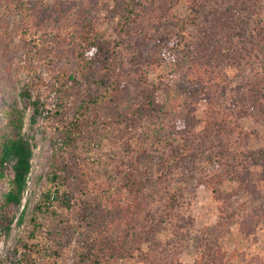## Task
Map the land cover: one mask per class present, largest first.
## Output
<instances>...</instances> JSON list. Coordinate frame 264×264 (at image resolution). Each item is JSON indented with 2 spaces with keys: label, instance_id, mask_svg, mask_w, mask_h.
I'll return each instance as SVG.
<instances>
[{
  "label": "trees",
  "instance_id": "trees-1",
  "mask_svg": "<svg viewBox=\"0 0 264 264\" xmlns=\"http://www.w3.org/2000/svg\"><path fill=\"white\" fill-rule=\"evenodd\" d=\"M180 1L0 0L3 8L19 16L11 32L19 38L17 49L24 56L19 68L33 73L38 83V65L52 67L57 74L47 87L56 100L53 108L41 95L32 99L30 86L21 90L32 107L30 125L41 117L52 129L50 154L46 181L30 211L19 215L20 234L14 247L0 256V264H111L141 253L143 244L154 239L156 250V236L166 225L173 229L176 243L170 247L175 253L188 229L183 222L175 224L179 190L171 187L169 174L178 164H189L190 158L200 167V183L217 202L222 225L233 222L235 214L224 202L229 195L218 189L225 180L252 189L244 183L243 172L250 164L264 168V147L249 149L250 135L238 123L247 116L264 124V70L253 69L230 88L211 74L226 59L223 48L237 66L264 62V0H185V17H176L172 9ZM0 22V62L5 70L0 72L1 95L12 91L13 79ZM190 26L195 35L188 31ZM174 52L181 57L175 58ZM64 59L73 61L72 73L66 63L60 66ZM141 71L153 72L156 81L146 76L134 81L132 76ZM165 72L179 78L168 88L169 97L159 93L168 81ZM195 73L199 81L186 79ZM214 80L218 83H210ZM218 91L225 95V107H216ZM178 93L189 101V110L172 121V131L165 136L167 124L161 115L173 113L169 99ZM202 103L207 109L197 118L194 112ZM2 116L0 242L11 234L14 220L8 210L22 204L33 158L32 137L23 130L25 113L14 96ZM192 120L203 125L204 137L194 134ZM151 134L157 142L167 138L180 153H160L155 196L145 199L134 174L139 159L132 155L131 142ZM137 155L144 156V148ZM262 217L253 216L251 223L258 224ZM244 223L239 220L241 229ZM197 256L198 264H224L223 254L212 245H205ZM141 259L152 262L154 255Z\"/></svg>",
  "mask_w": 264,
  "mask_h": 264
},
{
  "label": "rangeland",
  "instance_id": "rangeland-1",
  "mask_svg": "<svg viewBox=\"0 0 264 264\" xmlns=\"http://www.w3.org/2000/svg\"><path fill=\"white\" fill-rule=\"evenodd\" d=\"M180 2V4L175 5L174 9H172V13H174L176 17H185L188 6L185 0H181ZM3 5L4 3L0 2V21L4 23V31H6V34L3 35L2 43L4 45L3 49L7 51L11 57V63L9 64L12 71L10 77L13 79V89L10 92H3L0 95V122L4 121L2 113L9 107L12 96H14L25 113L26 119L23 130L28 137H32L33 158L31 160L32 168L28 175V185L23 196L22 204L19 208L10 207L8 210L14 222L9 238L7 240L1 239L0 256L4 255L8 248L14 247L15 245L22 228V226L18 228L17 219L22 212L26 215L37 200L42 185L46 181L47 161L50 154V133L52 129L41 117L37 120L36 124L33 126L30 125L29 118L32 114V107L30 105V100L21 97V90L24 85L30 86L32 99L41 95V98L45 99L46 106L48 108H53L55 107L56 100L52 97V94L49 96L47 87L50 83H55V78H57L55 71H51L53 69L52 67L38 65L36 73L37 76L41 77L39 84L38 80L33 76V73H28L27 70L19 68V66L22 67L24 65V56L20 54L21 50L17 49L20 43L19 38L11 33L18 23L19 16L9 13L6 8H3ZM0 27H3L1 22ZM106 29H109L108 31L106 30V34H108L110 28L107 27ZM154 29H156L155 25L152 28L153 34L155 32ZM188 31L194 33V35L196 34V30L192 26L188 27ZM152 40L153 39L149 40V44L153 43ZM14 48H16V52H13ZM230 54L226 48L222 49V56L226 59L221 60L218 66L212 70L213 74H211L212 76L214 75V77L217 76L216 80L218 79L224 87H234L236 82L243 81V78L247 75H252L254 73L253 69L257 71L264 70V62H262V60L259 63L251 62L248 66L245 64H238L237 66L229 59ZM173 55L175 58L181 57L179 52H174ZM65 63L70 69V73H72L73 61L64 59L60 63V66H64ZM33 64L36 65V62H33ZM0 72H3V74L5 72V70L3 71L1 68V62ZM165 73V78L168 79V81L160 85L159 93L162 97H169L168 94L171 90L168 88L171 89L174 87L179 82V78L177 75L169 77L167 72ZM144 76L152 81H156L157 79L156 74L151 71H146L145 73L141 71L140 74H134L132 77L135 81ZM196 77H198V74L195 73L186 79L197 81L198 78L196 79ZM31 78H35L34 81L36 82L29 85L30 82L28 81ZM210 83L218 82L214 80ZM41 84L43 86H41ZM133 86L134 84H132L131 89H133ZM221 92H216L217 97L221 98L218 100L219 102L216 103L217 108H220L222 105L223 107L227 105L224 97L225 95ZM125 100L126 98L121 99L123 105L125 104ZM169 103L173 105V113L171 111V114L161 115V118L165 119V123L167 124L164 128L166 132L165 136L172 131L169 126H172V121L187 116L186 112L189 110L187 106L189 101L186 100V97L182 93H178L173 99H169ZM206 109L207 105L202 103L196 108L194 115L200 118L202 117V112ZM188 115L190 116V114ZM191 122V124H193L192 131L195 132L194 134L204 137L202 132L203 125H194L193 120ZM238 123L244 131L250 135L246 142L249 149L255 150L264 147L263 123H258L255 119L247 116L238 119ZM233 137H235V135L229 139ZM192 138L188 140V145ZM166 139L167 138H165V140L161 139L157 142L155 134H151L150 136L141 135L138 140L131 142L134 148L132 155L139 159V164H137L134 174L139 176L138 179L140 181L138 183L140 184V188H142V195L145 196V199L155 196V178H157L155 169L159 161H161L159 158L160 153L169 154L171 152H177L178 155L180 153L178 148L175 145L171 146ZM97 145V143H91L92 147H97ZM143 148L144 156L139 157L137 151ZM90 160L93 161L95 158ZM188 163L189 164H178L169 174V183L171 187L175 190H179L175 215V221L177 222L175 224L183 222L188 229L185 238L183 237L184 241L182 246L179 247L178 251L175 253L172 252L170 246L175 244L176 240L173 238V229L171 230L170 225H166L165 229H162L156 236V244L160 242L156 250L154 249V239L151 244H143L141 253L135 254L132 258L117 259L111 264H198L197 254L204 249L205 245H212L213 248L218 249L221 254H223L224 264H264V168L250 164L247 172H243L241 177H245L242 178L245 181L244 183H247V185L252 184V189H241L234 180H225L224 184L219 186L218 190L222 195H229L224 202L229 204V212L235 214L233 222L222 225L224 218L219 214L216 200L212 196L210 190L200 183V167L193 165L195 163V158H190V162ZM159 181L161 180L158 179V182ZM186 181H188L187 185L185 184ZM145 199H142V201H146ZM261 214L263 217L258 224L254 225V223H251L253 216H261ZM239 220H244L245 222L242 226L243 230L238 224ZM168 242L171 243L167 245ZM149 246L154 250L151 251ZM71 253L72 248L70 250V255ZM147 254H149V256L154 255V260H152V262L141 259V257ZM174 258H177L178 262L174 261ZM70 260L71 258H69L68 261L70 262Z\"/></svg>",
  "mask_w": 264,
  "mask_h": 264
}]
</instances>
